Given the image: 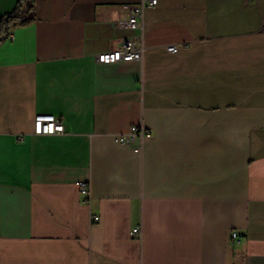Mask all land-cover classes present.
Masks as SVG:
<instances>
[{"label": "crops", "instance_id": "0c3cea01", "mask_svg": "<svg viewBox=\"0 0 264 264\" xmlns=\"http://www.w3.org/2000/svg\"><path fill=\"white\" fill-rule=\"evenodd\" d=\"M140 1L36 0L0 43V264H264V0H158L132 30ZM132 36L142 60L97 61Z\"/></svg>", "mask_w": 264, "mask_h": 264}, {"label": "built area", "instance_id": "2783aa9c", "mask_svg": "<svg viewBox=\"0 0 264 264\" xmlns=\"http://www.w3.org/2000/svg\"><path fill=\"white\" fill-rule=\"evenodd\" d=\"M158 4V0H141L139 3L132 6L129 17L125 22V26L132 30H139L142 28L143 14L146 7H153ZM145 44L140 41L137 36H132L123 41V43L112 50L99 53L97 55V61L101 63H118V62H130L142 60ZM167 50L172 53H176L179 50L177 44L167 45ZM65 132V124L63 119L55 114L51 113H38L35 116L34 121V133L35 134H62ZM152 136V132L146 129L143 125H132L127 132L117 134V140L133 145L137 140L141 143ZM80 192L85 199L90 197V183L88 181L80 180L77 182ZM93 220L99 221L100 215H93ZM139 232L138 227L134 228L132 234ZM232 238H239L238 231H232Z\"/></svg>", "mask_w": 264, "mask_h": 264}, {"label": "trees", "instance_id": "16d2710c", "mask_svg": "<svg viewBox=\"0 0 264 264\" xmlns=\"http://www.w3.org/2000/svg\"><path fill=\"white\" fill-rule=\"evenodd\" d=\"M36 0H19L14 10L0 19V43L6 41L12 29L35 20Z\"/></svg>", "mask_w": 264, "mask_h": 264}]
</instances>
